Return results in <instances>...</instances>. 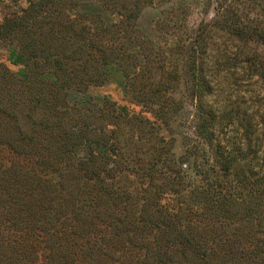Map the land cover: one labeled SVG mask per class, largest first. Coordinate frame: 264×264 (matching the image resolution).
Returning <instances> with one entry per match:
<instances>
[{
	"label": "trees",
	"instance_id": "16d2710c",
	"mask_svg": "<svg viewBox=\"0 0 264 264\" xmlns=\"http://www.w3.org/2000/svg\"><path fill=\"white\" fill-rule=\"evenodd\" d=\"M232 4L222 27L264 49V26ZM109 7L28 0L0 18V41L19 67L13 73L0 62V264H264V139L250 124L244 140L222 145L207 103L205 48L220 21L200 26L185 59L196 131L214 167L173 162L167 174L174 156L166 158L165 146L144 159L122 144L123 130L138 131L143 120L89 92L123 86L133 68L153 65L121 41ZM251 70L264 83V61L254 59ZM153 96L166 103L162 92Z\"/></svg>",
	"mask_w": 264,
	"mask_h": 264
},
{
	"label": "rangeland",
	"instance_id": "374dc122",
	"mask_svg": "<svg viewBox=\"0 0 264 264\" xmlns=\"http://www.w3.org/2000/svg\"><path fill=\"white\" fill-rule=\"evenodd\" d=\"M232 3L233 0H110L107 12L116 16L113 20L120 26L121 41L128 44L125 38L130 39L139 56L142 57L144 51L153 65L147 72L144 63L133 68L132 77L123 86L111 82L92 87L89 92L95 96H110L115 103L133 112L139 121L143 120L140 131L123 130L122 144L128 153H137V157L144 159L156 156L159 144L165 146V151L169 152L166 158L170 159L171 153L174 156L172 162L166 161L168 170L165 167L163 170L167 174H173V162L185 166L187 161L196 162L198 168L209 172V168L214 167L212 151L196 131L197 102L189 94L185 76V59L202 25L220 21V27L214 29L205 48V68L213 89L207 103L215 115L218 142L231 148L244 140L243 132L250 124L264 139V83L251 70L254 59L264 61V49L237 39L229 28L222 27V15L231 11ZM27 4L28 0H0L1 20ZM232 5H236L243 20L264 26V0H236ZM135 18H140L141 28ZM8 49L0 41V62L16 73L19 67L11 65ZM130 56L133 59L134 55ZM132 59L129 65L133 64ZM156 92L163 93L164 105L154 98ZM142 94L146 96L144 101H141ZM23 99L19 96L20 101ZM151 163L154 161L148 165ZM251 169L258 170L257 167ZM137 170L140 174L144 172L140 166ZM156 171L161 174L159 169ZM188 172L191 180L203 183L200 176ZM130 179L138 189L135 179Z\"/></svg>",
	"mask_w": 264,
	"mask_h": 264
}]
</instances>
